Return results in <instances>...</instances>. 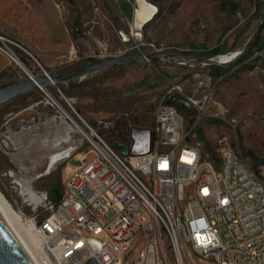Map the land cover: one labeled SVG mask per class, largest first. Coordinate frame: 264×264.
Returning a JSON list of instances; mask_svg holds the SVG:
<instances>
[{
  "label": "rangeland",
  "instance_id": "rangeland-1",
  "mask_svg": "<svg viewBox=\"0 0 264 264\" xmlns=\"http://www.w3.org/2000/svg\"><path fill=\"white\" fill-rule=\"evenodd\" d=\"M130 1L137 5V0ZM147 1L157 13L134 31L115 0H0V33L24 49L27 42L39 44L42 54L34 55L35 59L21 48L16 52L33 75H43V69L52 75L125 53L202 61L241 52L264 15V0ZM242 58L223 65L218 77L212 72L214 65L204 61L198 65L124 64L75 80L72 87L63 86L69 104L55 86L48 91L76 122L81 124L80 117L107 140L117 133L103 129L100 122L125 118L121 126L150 127L157 104L169 101L185 119L188 144L198 146L205 158L230 147L258 168L264 164V29ZM3 62L7 69L0 74V85L27 78L20 67L4 58ZM57 113L40 89L0 110V139L27 130L21 149L0 147V189L23 219H40L48 209L35 210L20 195L22 180H32L33 190L48 192L54 201L52 195L62 192L65 167L48 170L52 149L31 170L22 169L12 156L44 133L46 123ZM68 149L69 164L78 165L73 155L86 149L78 132L72 134Z\"/></svg>",
  "mask_w": 264,
  "mask_h": 264
},
{
  "label": "built area",
  "instance_id": "built-area-1",
  "mask_svg": "<svg viewBox=\"0 0 264 264\" xmlns=\"http://www.w3.org/2000/svg\"><path fill=\"white\" fill-rule=\"evenodd\" d=\"M16 48L25 51L0 33V54L21 67ZM79 119L86 149L73 155L78 165L67 163L59 200L29 196L35 210L48 209L24 219L43 264H264V164L254 168L230 147L203 159L166 100L152 126L130 125L126 141L113 140L140 155L122 156ZM120 120L100 125L112 132Z\"/></svg>",
  "mask_w": 264,
  "mask_h": 264
},
{
  "label": "bare ground",
  "instance_id": "bare-ground-1",
  "mask_svg": "<svg viewBox=\"0 0 264 264\" xmlns=\"http://www.w3.org/2000/svg\"><path fill=\"white\" fill-rule=\"evenodd\" d=\"M117 1L120 5L121 12L126 16L125 18L128 24H130L134 31H139L146 23L152 20L157 13V8L147 0H137L136 6L130 0ZM237 56L238 53L233 52L227 55H219L217 60H219L222 64H228L233 62ZM20 66L21 70L26 75H33L26 65L20 64ZM38 89H40L48 97L49 104L54 106L58 113L46 123L44 133L37 134V136L30 140L28 146L24 147L25 150L22 153H14L12 156L17 165L20 164L19 166L26 170H31L33 165H35L41 157H45V155L49 153L48 150L52 149L51 153L48 155V159L50 160L56 154L67 149L71 144L72 134L78 132V128H80V125L70 116L67 109L59 102L58 99L49 93L48 87H39ZM200 109L202 110V108ZM52 127H54L55 130H52ZM26 134V129H22L19 132H11V134L5 136V139H0V147L2 149H6L10 145H15L16 148L21 149V144ZM32 160L34 162H32ZM22 181L20 195L30 203L34 199L29 197L31 191L33 190L31 187L32 180H28L26 178ZM0 212L10 229L23 244L34 264H43L38 239L34 238L33 235L29 233V230L24 223L25 220L14 210L13 206L7 200L1 189Z\"/></svg>",
  "mask_w": 264,
  "mask_h": 264
},
{
  "label": "water",
  "instance_id": "water-1",
  "mask_svg": "<svg viewBox=\"0 0 264 264\" xmlns=\"http://www.w3.org/2000/svg\"><path fill=\"white\" fill-rule=\"evenodd\" d=\"M115 3H118L115 0ZM119 5V3H118ZM120 7V5H119ZM121 10V8H120ZM123 14V13H122ZM124 15V14H123ZM125 16V15H124ZM126 17V16H125ZM130 25V24H129ZM264 29V15L261 19L258 29L255 31L254 35L249 40L246 47L241 51L237 52L238 56L236 61L246 56L254 43L260 36ZM218 56L207 58L202 60L208 64L213 65H229L222 64L217 60ZM202 61H192L185 59L180 56H168L163 54H140V53H125L119 56H112L103 59H97L91 62L83 63L77 66L74 70L64 73V74H43V75H28L26 79L17 80L9 83L0 85V110L6 106L8 103L14 101L21 95L31 93L32 91L41 88H46L51 85H55L59 90L62 86L72 87L75 80L82 81L89 75L110 70L124 64H133L139 62H168L177 63L180 65H198ZM44 70V69H43ZM184 103L185 100L181 99ZM113 147L118 153L124 157L140 155L142 152L138 150H130L128 146L119 142L113 141ZM0 264H34L32 258L24 248L23 244L16 237L13 231L10 229L8 224L5 222L1 212H0ZM84 264H98V262L91 258L87 260Z\"/></svg>",
  "mask_w": 264,
  "mask_h": 264
},
{
  "label": "trees",
  "instance_id": "trees-1",
  "mask_svg": "<svg viewBox=\"0 0 264 264\" xmlns=\"http://www.w3.org/2000/svg\"><path fill=\"white\" fill-rule=\"evenodd\" d=\"M243 59V58H241ZM244 59H248V57L244 58ZM212 72L215 74L216 77L220 76L221 74H223L224 72V69L222 66H219V65H214V67H212ZM72 89V88H71ZM61 90L64 92L66 91L64 89V87L62 86L61 87ZM129 118V117H127ZM126 121L125 118L121 119L118 123H117V126H116V129L112 132V133H117L115 137H113L111 140H108L110 143H112V141L117 138V139H120V140H123V141H126L127 138H128V132H129V127L130 125L132 124H128V125H124V126H121L122 123H124ZM203 156V155H202ZM205 157L203 156V159ZM217 159V155H212L211 157H207V160H210V161H215ZM52 198L54 199L55 202H57L60 198V194L59 192L56 191V195H52Z\"/></svg>",
  "mask_w": 264,
  "mask_h": 264
},
{
  "label": "flooded vegetation",
  "instance_id": "flooded-vegetation-1",
  "mask_svg": "<svg viewBox=\"0 0 264 264\" xmlns=\"http://www.w3.org/2000/svg\"><path fill=\"white\" fill-rule=\"evenodd\" d=\"M69 149L63 150L61 153L56 154L52 159H48L47 168L49 171H54L59 168L66 167L67 163L70 161Z\"/></svg>",
  "mask_w": 264,
  "mask_h": 264
},
{
  "label": "crops",
  "instance_id": "crops-1",
  "mask_svg": "<svg viewBox=\"0 0 264 264\" xmlns=\"http://www.w3.org/2000/svg\"><path fill=\"white\" fill-rule=\"evenodd\" d=\"M51 32V31H50ZM50 32H49V34H50ZM40 35V34H39ZM42 35V34H41ZM40 35V36H41ZM34 36H37L38 37V35H36V33L34 34ZM51 36V34L49 35V37ZM26 47H27V49H25V51L27 52V53H29L31 56H33L34 57V55H36V56H38V57H40L41 56V54H42V48L40 47V45L39 44H37V43H35L34 41L33 42H27L26 43ZM3 58L4 59H6L5 57H3L1 54H0V74L2 73V72H4V70L5 69H7V65H5V63L3 62ZM9 62V61H8ZM10 63V62H9ZM9 65V64H8Z\"/></svg>",
  "mask_w": 264,
  "mask_h": 264
}]
</instances>
